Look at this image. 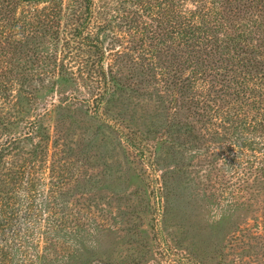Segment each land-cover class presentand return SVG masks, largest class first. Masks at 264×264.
<instances>
[{
  "label": "rangeland",
  "instance_id": "rangeland-1",
  "mask_svg": "<svg viewBox=\"0 0 264 264\" xmlns=\"http://www.w3.org/2000/svg\"><path fill=\"white\" fill-rule=\"evenodd\" d=\"M24 3L14 6L11 22L57 7V0ZM117 28L126 32L123 23ZM48 68L49 77L35 82L52 80L38 90L36 106L51 139L63 143L52 160L66 159L59 167L67 172L64 206L73 228L52 235L63 242L39 254L40 264H264L263 125L240 129L233 145L223 116L186 118L192 110L179 90L131 92L113 82L107 90ZM204 93L198 88L184 103ZM151 121L160 129L172 124V132L146 134ZM45 240L43 250L54 242Z\"/></svg>",
  "mask_w": 264,
  "mask_h": 264
},
{
  "label": "trees",
  "instance_id": "trees-1",
  "mask_svg": "<svg viewBox=\"0 0 264 264\" xmlns=\"http://www.w3.org/2000/svg\"><path fill=\"white\" fill-rule=\"evenodd\" d=\"M27 1L0 0V264H40L39 254L63 242L52 235L73 228L67 172L59 167L66 159L52 160L63 143L51 139L36 106L38 90L52 80L35 82L49 77L48 67L107 90L111 82L119 90H179L192 110L186 118L223 116L233 145L240 129L264 127V0H69L64 9L57 0L59 10L45 5L35 18L11 22L14 6ZM198 88L204 95L184 103ZM171 127L151 121L143 129L163 137ZM45 239L54 242L43 250Z\"/></svg>",
  "mask_w": 264,
  "mask_h": 264
}]
</instances>
